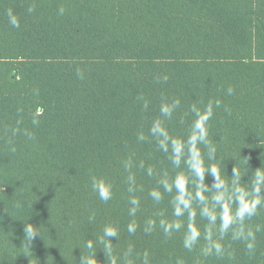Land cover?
I'll return each instance as SVG.
<instances>
[{
  "label": "trees",
  "instance_id": "16d2710c",
  "mask_svg": "<svg viewBox=\"0 0 264 264\" xmlns=\"http://www.w3.org/2000/svg\"><path fill=\"white\" fill-rule=\"evenodd\" d=\"M162 99L180 101L165 120L174 136H186L190 105L220 100L208 128L223 170L246 182L264 166V0H0V264H80L105 224L119 239L109 261L95 244L98 264H144L145 252L148 264H264V206L246 221L262 226L252 255L229 236L231 258L204 257L203 240L189 252L183 228L160 227L174 217L157 181L187 172L149 135ZM93 177L110 185L107 202ZM206 223L197 214L201 233Z\"/></svg>",
  "mask_w": 264,
  "mask_h": 264
},
{
  "label": "clouds",
  "instance_id": "9594fccd",
  "mask_svg": "<svg viewBox=\"0 0 264 264\" xmlns=\"http://www.w3.org/2000/svg\"><path fill=\"white\" fill-rule=\"evenodd\" d=\"M63 11L64 9L61 8V14ZM8 16L9 23L13 27H19L18 19L11 11L8 12ZM161 79L166 82L168 77L165 75ZM232 93L233 89L229 87L227 94ZM143 106L145 109L148 107L147 100L144 101ZM179 106L178 99L173 101L162 99L159 107L160 115L151 122L148 130L157 148L167 154L173 167L180 169L183 164L187 169V172L180 170L171 176L165 172L157 181L158 185L163 188V193L172 197L170 204L174 217L171 221L161 218L159 225L166 236L179 232L183 228V247L189 252L193 251L203 240L200 253L204 257L219 258L227 255L231 258L232 252L223 244L225 238L229 236L232 241L242 242L248 254L252 255L256 249V233L262 230V226L258 224L253 228L246 221H250L257 215L258 209L264 206V166L253 171L246 182L242 178L247 171L241 174L237 167L233 168L229 177L223 170L222 161L216 159V145L209 139L208 122L214 114V108L221 106V101H209L203 107L197 103L190 105L189 112L192 120L186 136L172 135L165 124V120L171 119ZM224 110L230 111L227 106ZM13 135H15V130H13ZM26 135L29 139L33 138L31 133H26ZM138 139L144 141L146 137L141 133ZM9 144L11 145V141ZM201 146L206 150V157ZM11 151H16L14 146L11 147ZM148 175H152L151 167L148 169ZM206 175L212 177L211 185L205 182ZM132 179L133 177L129 176V180ZM92 188L102 201L107 202L111 199V187L103 177H93ZM163 193L158 189H153L149 195L156 203H160L163 200ZM129 203L133 205L129 214L135 215L140 202L132 198ZM197 214L207 222L203 233L196 224ZM185 216H187L186 224L181 221V218ZM147 225L145 231H151L155 227V221L149 220ZM128 231L133 233L135 229L129 226ZM24 233L25 239L31 241L36 236V229L32 224L26 223ZM113 237L119 239L116 227L105 224L101 236L95 240L88 238L86 241L85 247L89 250V255L87 258L82 255L80 264H98L97 251H93L97 243L103 245L102 250L109 261L112 256L111 238ZM111 264H116L115 259H111ZM144 264H148L147 252L144 253Z\"/></svg>",
  "mask_w": 264,
  "mask_h": 264
}]
</instances>
